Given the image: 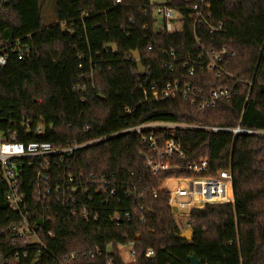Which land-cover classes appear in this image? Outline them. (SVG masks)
Wrapping results in <instances>:
<instances>
[{
	"label": "trees",
	"instance_id": "obj_1",
	"mask_svg": "<svg viewBox=\"0 0 264 264\" xmlns=\"http://www.w3.org/2000/svg\"><path fill=\"white\" fill-rule=\"evenodd\" d=\"M160 1L181 13V31L155 29L151 0H54L56 22L48 26L40 0H7L0 6V52L8 50L7 65L0 67V127L13 130L21 119L42 120L45 134L19 128L18 140L86 144L74 152L71 172L92 181L88 206L91 216L97 215V220L82 216L84 196L72 213L50 195L51 221L39 220L46 226L39 233L45 249L37 257L18 258L2 232L22 217L5 202L0 176V255H5L0 264H55V257L71 254H79L73 264H191V256L200 264H264V0H203L211 23L225 27L214 35L195 26L193 7L201 0ZM18 39L22 58L10 48ZM223 46L234 53L227 67L232 77L189 75L184 65L197 59L201 47ZM167 50L178 58L173 70L165 67ZM175 81L197 93L227 87L232 92L200 109V99H185L180 91L163 95L166 84ZM147 123L189 126L157 132L160 148L175 139L184 154L167 159L169 169L147 168V145L126 131ZM201 160L208 161L206 177L231 167L234 203L206 204L175 217L161 182L193 176L186 168ZM62 170L49 174L56 177ZM23 177L32 185L26 200L39 212L33 202L36 174L25 169ZM187 229L192 238H179ZM130 242L135 263H126L119 249ZM98 248L109 252L83 256ZM150 249L154 254L147 257Z\"/></svg>",
	"mask_w": 264,
	"mask_h": 264
},
{
	"label": "built area",
	"instance_id": "obj_2",
	"mask_svg": "<svg viewBox=\"0 0 264 264\" xmlns=\"http://www.w3.org/2000/svg\"><path fill=\"white\" fill-rule=\"evenodd\" d=\"M201 1L200 4H196L193 7L195 10V26L207 27L212 35L225 32L223 23H211L212 13L205 10L203 0ZM120 2L121 0H117V3ZM5 4H7V0H0L1 8ZM150 4L153 17L155 18L156 30L179 32L183 29L180 12L164 2H150ZM144 29H149V26H145ZM14 43L15 45L10 47L12 52H18L22 58L24 56V47L21 45V40L18 39ZM2 51H5V54H2ZM2 51L0 52V67H5L8 62L7 47ZM165 55L168 57L165 67L173 70L174 65L178 62L175 52L167 50ZM233 55L234 53L226 46L210 49L201 47V52L197 59L188 61L184 66L188 70L189 75L209 72L216 74L217 77L225 75L232 77L227 67ZM178 91L182 92L185 99L188 97L200 99L199 108L203 109L210 106L214 107L220 97H229L232 89L227 87L212 90L209 94H205L202 91L197 93L189 84L183 85L180 81H175L166 84L163 95L167 97ZM12 122L10 120V124ZM17 124L20 129L26 132L30 130H34L36 134H44L46 132V125L42 120L34 124L32 120L21 119ZM176 126L189 127L170 123H147L126 130L140 135L142 142L147 145L148 153H144L143 156L146 167L152 172L169 169L170 166L166 163L167 159L175 155L184 156L179 142L175 139H170L165 147H159L157 132ZM19 128L5 130L0 127V176L5 186L4 200L13 212L19 213L22 217L21 221L14 224L8 232L3 231L2 236L12 241V246L18 258L21 256L28 258L32 254L37 257L45 249L39 233L41 228L45 229L46 226L45 224L40 225L39 220L51 221L50 217L46 215V211L49 209L47 201L50 195H53L56 201L63 204V206L70 207L72 213L76 212L77 203L81 200V196H84L87 202L81 207L82 216L88 220L89 218L97 220V215L91 216L88 206L93 200L88 188L92 181L83 175H76L71 172L70 160L74 152L86 144L58 147L48 141H30L26 143L18 140ZM211 129L213 131H230L216 127ZM240 131L242 130H236V132ZM244 132L253 133L252 131ZM102 139L92 141L89 144L99 142ZM57 167L63 169L61 174H57L56 177L49 174L50 171H54ZM207 167V160H201L198 164L188 165L186 170L191 172L193 176L179 179L188 182L189 185H180L174 190H166L170 194V207L175 217L188 215L192 209L203 208L206 204L234 203L231 167L219 172L216 176L206 177L203 173L207 170ZM25 169L34 170L36 174L33 202L40 206L39 212L34 210L30 206L29 201L26 200L27 192L30 191L32 185L30 183L26 184L24 181L23 171ZM191 183L195 186H190ZM160 188L162 189L161 185ZM100 190L101 188H96L95 191L99 193ZM104 202L102 200V203ZM121 246L129 247L128 253L132 258L131 263H135L136 251L134 250V242H130L128 245H120L119 249ZM107 252H109V249L104 251L98 248L83 254V256L94 259L106 255ZM153 254L154 251L150 249L147 251L146 256L150 257ZM78 257L79 254H71L63 258L55 257V264H73V261ZM0 258H5V255L1 254ZM106 264H112V260H108Z\"/></svg>",
	"mask_w": 264,
	"mask_h": 264
},
{
	"label": "rangeland",
	"instance_id": "obj_3",
	"mask_svg": "<svg viewBox=\"0 0 264 264\" xmlns=\"http://www.w3.org/2000/svg\"><path fill=\"white\" fill-rule=\"evenodd\" d=\"M40 2L43 5L44 25L48 26L52 23H55L56 22V13H55L54 0H40ZM151 2L152 3H159L161 1L160 0H151ZM176 127H178V126H176ZM176 127H171L170 129H174ZM40 135H43V134H40ZM180 182H182V181L179 178H169V179H166L162 182L161 187H162V189L168 190V188L166 186L171 187V186L177 184L176 186L178 187V186L184 184L183 182L182 183H180ZM120 251L122 253V257H123L124 261L126 263H131L132 258L128 253L129 247L121 246Z\"/></svg>",
	"mask_w": 264,
	"mask_h": 264
},
{
	"label": "water",
	"instance_id": "obj_4",
	"mask_svg": "<svg viewBox=\"0 0 264 264\" xmlns=\"http://www.w3.org/2000/svg\"><path fill=\"white\" fill-rule=\"evenodd\" d=\"M2 54H5V51H2ZM132 55H133V58L135 60H137V62H138L139 72L142 73L144 69L140 63L138 51H134L132 53ZM192 235H193V231L191 229H187L184 232H182L181 234H179L178 237L181 239L190 240L192 238ZM190 261H191V264H200V261L195 256H191Z\"/></svg>",
	"mask_w": 264,
	"mask_h": 264
},
{
	"label": "crops",
	"instance_id": "obj_5",
	"mask_svg": "<svg viewBox=\"0 0 264 264\" xmlns=\"http://www.w3.org/2000/svg\"><path fill=\"white\" fill-rule=\"evenodd\" d=\"M162 184V183H161Z\"/></svg>",
	"mask_w": 264,
	"mask_h": 264
}]
</instances>
